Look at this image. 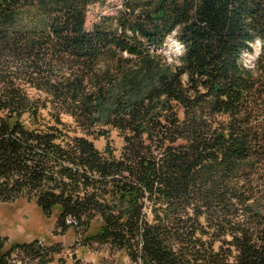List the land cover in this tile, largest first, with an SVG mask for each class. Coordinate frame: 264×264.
<instances>
[{"label":"trees","instance_id":"16d2710c","mask_svg":"<svg viewBox=\"0 0 264 264\" xmlns=\"http://www.w3.org/2000/svg\"><path fill=\"white\" fill-rule=\"evenodd\" d=\"M105 1L0 0V200L136 264H264V0H120L87 28ZM59 248L0 235V264Z\"/></svg>","mask_w":264,"mask_h":264},{"label":"rangeland","instance_id":"374dc122","mask_svg":"<svg viewBox=\"0 0 264 264\" xmlns=\"http://www.w3.org/2000/svg\"><path fill=\"white\" fill-rule=\"evenodd\" d=\"M119 1L106 0L104 4L98 2L90 4L86 14L87 28H92L93 24L100 20L101 14L113 13ZM164 47H173V45L169 43ZM110 141L118 149L123 144L122 137L116 130L111 132ZM106 143L107 139L103 136L95 140V144L100 149H103ZM57 214L58 210H55L51 216H47L34 201L26 199L0 200V235L7 237V245L35 239H41L46 244H58L60 248L54 254V262L46 264H136L124 251L111 249L95 241L86 242L74 227H69L65 232L56 230ZM98 224L94 222L91 231H94Z\"/></svg>","mask_w":264,"mask_h":264},{"label":"clouds","instance_id":"9594fccd","mask_svg":"<svg viewBox=\"0 0 264 264\" xmlns=\"http://www.w3.org/2000/svg\"><path fill=\"white\" fill-rule=\"evenodd\" d=\"M177 33L175 31L167 34L165 36L164 41L162 42L161 51H165L166 59L171 63L178 59L180 56H183L187 49L183 42L177 38ZM171 43L173 47H164ZM261 45H264V40L260 37H256L254 42H249V46L253 49L256 55L261 53ZM251 53L247 52V50H243L241 52V58L250 56ZM240 63V61H238ZM242 66L246 67V64H242Z\"/></svg>","mask_w":264,"mask_h":264},{"label":"crops","instance_id":"0c3cea01","mask_svg":"<svg viewBox=\"0 0 264 264\" xmlns=\"http://www.w3.org/2000/svg\"><path fill=\"white\" fill-rule=\"evenodd\" d=\"M49 244H52V243H49ZM54 260H55V259H54V256H53V260H52V261H50V262H54Z\"/></svg>","mask_w":264,"mask_h":264}]
</instances>
